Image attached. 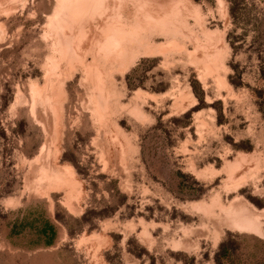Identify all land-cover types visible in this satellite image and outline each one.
<instances>
[{"label":"rangeland","instance_id":"obj_1","mask_svg":"<svg viewBox=\"0 0 264 264\" xmlns=\"http://www.w3.org/2000/svg\"><path fill=\"white\" fill-rule=\"evenodd\" d=\"M0 264H264V0H0Z\"/></svg>","mask_w":264,"mask_h":264},{"label":"trees","instance_id":"obj_2","mask_svg":"<svg viewBox=\"0 0 264 264\" xmlns=\"http://www.w3.org/2000/svg\"><path fill=\"white\" fill-rule=\"evenodd\" d=\"M129 75H130V74H128V77H127L129 87H131V88L136 87V85H135L134 83H132L131 79H129V78H130Z\"/></svg>","mask_w":264,"mask_h":264}]
</instances>
